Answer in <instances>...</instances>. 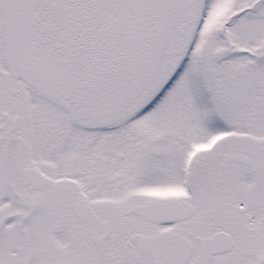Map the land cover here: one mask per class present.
<instances>
[{
	"label": "rangeland",
	"instance_id": "rangeland-1",
	"mask_svg": "<svg viewBox=\"0 0 264 264\" xmlns=\"http://www.w3.org/2000/svg\"><path fill=\"white\" fill-rule=\"evenodd\" d=\"M46 4L55 12L62 11L71 29L80 31L78 53L83 58L91 59L90 50L99 41L109 45V53L131 43L133 56L122 72L106 82L103 78L83 83L78 75L71 83L73 89L57 102L39 98L26 85H13L1 76L7 86H21L23 98L18 107L28 101L25 114L15 118L2 114L1 128L16 124L21 134L36 121L46 128L47 140L36 142L32 162L42 164L49 174L46 189L39 195L50 201L51 210L66 225V237L60 249L49 241L53 225L47 211L36 221L37 242L47 249L51 242L55 246L49 248L51 255L65 264L91 262L87 249L81 247L86 240L76 237L71 219L65 220L67 208L77 197L102 218L111 212L112 203L130 206L160 195L188 197L199 207L190 219L194 228L208 229L203 221L207 194L200 190L190 194L186 171L188 164L215 148H232L239 139L264 140V59L255 61L249 53L264 50V0H46ZM231 14L234 17L229 19ZM221 30L228 35L230 47L220 38ZM19 138L6 147L16 168L30 159L28 147ZM122 141L136 146L126 153ZM194 151H198L195 157ZM117 153L129 155V173H122L123 158L116 160ZM85 155L92 165H87L86 175L80 172L84 165L78 163ZM58 163L63 175L54 174ZM240 171L234 167L226 176L233 196L239 190ZM86 181L91 185L85 189ZM260 183L264 186V178L258 179ZM18 186L26 195L21 183ZM14 208L0 207V211ZM235 221L233 216L226 217L222 228L235 231ZM133 224L138 231H155L139 219ZM23 228L30 232L25 222ZM255 232L244 229L238 234L254 237ZM10 236L0 233V258L13 253ZM109 239L99 248L100 260L93 264H152L150 257L128 249L125 238L120 242ZM237 255L231 251L215 257L211 264L248 262H240Z\"/></svg>",
	"mask_w": 264,
	"mask_h": 264
},
{
	"label": "flooded vegetation",
	"instance_id": "flooded-vegetation-1",
	"mask_svg": "<svg viewBox=\"0 0 264 264\" xmlns=\"http://www.w3.org/2000/svg\"><path fill=\"white\" fill-rule=\"evenodd\" d=\"M45 5H47L46 0L38 1L30 21L33 28L32 45L37 50L50 53L56 60L59 71L65 75L67 79V88L64 97L67 95L68 90L72 88L71 83L74 82L73 80L78 75H80V80L83 83H96V80L102 82L103 78H105L106 82L118 72L123 71L128 64L125 63L128 62L127 60L120 62L118 59L105 57L86 59L77 53L80 49L79 45L81 43V37L78 35L80 31L78 32L77 30L71 29L69 22L64 19L63 13L59 12L58 16H61V18L56 21L54 19L56 12L49 6L48 8ZM1 26L2 24L0 22V65L2 64V68H0V83H4L3 87L0 86V117L2 114H8L14 115L13 118H15L21 114V112L25 114L28 110V101L27 99L26 101L21 99L23 100L21 102L23 103V107L21 108L20 106H17L19 103L18 100L23 98V90L21 86L13 85L21 83V85H26L28 88H31L39 98L47 101L51 100L36 91L23 79L12 78L7 73L3 62V29ZM92 43L93 42H91V44ZM100 45L101 43H95L93 48L103 47V45ZM105 53H107L108 57L109 55L110 57L112 55V52L109 53L107 50ZM1 76L7 77V79L9 78L8 80H10L13 85L9 87L7 86V81L1 82ZM43 125V123L36 121L30 124L29 129H27L25 133L21 134L19 133L16 124H7L2 128L0 126V193L4 196L0 201V207L2 209L13 205L15 206L12 212L5 211L2 213L0 211V233L11 234L10 237L13 238L14 241L13 253L8 257L2 255L0 258V264H65V261L61 262L59 257L55 259V257L51 255L49 248L56 246V248L60 249V247H63L66 237V225L56 217L57 212L51 210L50 201L44 198V196L42 197L39 195L46 189L49 174H47L42 164L32 162L36 150L34 147L36 142L40 141L44 144V141L47 140V136H45L46 128ZM19 136L21 137L23 144L28 147L27 155L30 159L28 163L17 166L16 168V166L14 167L12 164L10 155H7L8 151L6 147L8 145L12 146V143L17 142L20 139ZM85 142V139L82 140L83 144ZM122 142L123 144L121 146H123V150L126 153L129 152L131 146H134L131 142L126 144L124 141ZM138 142H140V140H137V143ZM83 144L82 146L85 147ZM38 147H40V145ZM82 151H84V148H81V152ZM230 151L245 155L249 159V163L246 164L241 161L234 162L226 160V155ZM196 153H198V151H194L192 156L195 157ZM115 158L119 161L123 158V166L120 167L122 169L121 171L122 173H129V155H121L120 153H117ZM78 163H80L79 167L84 165V170L80 172L86 175L87 165L89 164V166H92L89 158L85 155V157L82 158V161ZM191 164H188L189 169L186 171V183L190 187L191 195L193 194V190L205 191L207 194L206 199H204L206 202H204L205 219H203V221L205 224L204 227L208 229L201 231L194 228L190 219L197 215L199 207H197L195 202L188 197L160 195L152 198H180L193 206V212L189 217L166 224L151 222L138 215L127 212L131 206L143 204L148 200L133 203L130 206H118L115 203H112L113 207L111 212L109 213V210L107 211L105 219L102 218L101 214L93 211L83 198L77 197L72 201L71 206L67 208L68 211L65 209L67 211V217H65V220L67 218L71 219L70 221L73 223V231L77 234L76 237L82 238L83 240L85 239L87 242L81 246L82 248L87 249L91 261L86 264H93L100 260L99 257L102 255L98 254L99 248L108 238H110L108 240L109 242L112 240L120 242L121 239L125 238L127 248L134 250V253H138L136 247L130 241V236L133 233H141L143 235L176 233L182 236L191 245L190 255L186 262V264H189L199 252L198 239L211 236L220 231L229 234L232 240V247L227 252L212 255L209 264L212 263L215 257L230 253L234 250L238 254V260L240 262L243 259H247L248 262L246 264H264V245L262 244L264 241V229H262L264 228V186H262L261 183L258 185V179L264 178V140L239 139L236 140L234 147L224 150H221V148H215V150L210 153L199 156V158L196 159V162H191ZM27 167H35L40 172L43 178V184L40 189L29 188L28 184L23 183L24 178L21 171ZM234 167L240 168L241 171L239 172V190L235 191L233 196V192L231 190L229 191V188H227L228 181L226 176L230 175V169ZM111 168H113L112 165ZM125 168L127 169L126 171ZM117 169H119V167ZM60 170V164L58 163L54 170V174L62 173ZM82 173H79V177L84 178L85 180L86 177L83 176ZM110 173H113V171L110 170ZM243 173L246 174L244 178L242 177ZM61 175H63V173ZM20 183L22 188L26 190V195L17 188ZM85 183L86 184L82 186L85 189L87 186L91 185V183L88 185V181ZM247 189H249L248 192ZM36 196L38 198H36ZM237 200L238 204L236 202ZM243 200H247V202L249 200L250 202L246 205L245 203L247 202L245 201L244 203ZM75 201H83L85 205V219H82L73 211V204ZM36 205H39V208L35 210ZM233 209L236 213H233ZM47 211L49 212L47 220L49 219L48 221L53 225L52 231L51 229L50 231L48 230V234L51 237L49 241H53L52 243L55 244V246L53 244V246H51L50 242L48 249L37 242L40 240V232L36 227V221L38 218ZM63 216H65V213ZM229 216H233L234 220L236 219L235 231H231L228 228H222L224 227V225H222L224 224V220ZM215 217H217V219L213 220ZM136 219H139L142 225H144V223L153 225L155 231L145 233L144 231H141L142 229L139 231L134 229L133 223ZM24 222L26 223V227L30 229L29 233L23 228ZM55 222L57 225H54ZM184 222H189V224H183ZM244 229L249 232L256 231L255 235L253 234L254 237L251 235L243 236L244 234L240 236L238 232ZM94 234H105L103 241L99 245L95 244L93 238ZM19 237L21 238L20 240ZM18 242L20 243L21 249L18 246ZM78 247H80V244ZM142 255L148 256L146 254Z\"/></svg>",
	"mask_w": 264,
	"mask_h": 264
},
{
	"label": "water",
	"instance_id": "water-1",
	"mask_svg": "<svg viewBox=\"0 0 264 264\" xmlns=\"http://www.w3.org/2000/svg\"><path fill=\"white\" fill-rule=\"evenodd\" d=\"M38 0H0V20L3 25V60L12 78H21L39 93L56 101L64 96L66 77L59 69L53 56L37 50L32 45L30 19ZM223 30L220 32L222 33ZM230 47V44L227 43ZM250 53V52H249ZM255 59L264 55V50L250 53ZM226 160L248 164L249 159L242 154L230 151ZM23 183L29 188L40 189L43 178L35 167L22 169ZM83 201H75L73 211L85 219ZM128 213L138 215L156 223H172L189 217L193 206L180 198H156L140 205L131 206ZM105 234H94L95 244L99 245ZM130 241L136 249L151 257L152 264H185L190 255L191 245L176 233L143 235L133 233ZM198 255L189 264H209L214 254L229 251L232 240L226 232L220 231L198 239Z\"/></svg>",
	"mask_w": 264,
	"mask_h": 264
},
{
	"label": "trees",
	"instance_id": "trees-1",
	"mask_svg": "<svg viewBox=\"0 0 264 264\" xmlns=\"http://www.w3.org/2000/svg\"><path fill=\"white\" fill-rule=\"evenodd\" d=\"M59 12L60 13H63L62 11H56V13H55V16H54V19L57 21V20H59L60 18H61V16L59 17L58 15H59ZM64 13H63V17H64ZM232 17H234V15L233 14H231L230 16H229V19H231ZM62 20V19H61ZM66 20V19H65ZM67 22H69V20H67ZM69 24H70V22H69ZM70 26V25H69ZM219 33H220V38L224 41V45H227V43H229V37H228V35L225 33V30H223L222 31V33L219 31ZM88 34H90V32L88 33ZM90 41H92V40H90ZM91 43V42H90ZM99 43H101V45L100 46H102L103 45V47H97V48H92L90 51H91V55H90V57H91V59L92 58H115V59H118V61H120V62H122L123 60H127L128 62H129V60L132 58V56H133V51H132V45H131V43H130V47L128 46L127 48H126V46L123 44V46H121L120 47V49H119V51H112V55H111V57H110V55H109V57H108V55H107V53H105L106 52V50H108L107 49V47L109 46V45H106V43L105 42H102V41H99ZM79 51V50H78ZM78 51H77V53H78ZM110 53H111V51H110ZM250 53H253L252 51H250ZM128 55V58H126V56ZM252 58H254L252 55H250ZM262 59H264V55L263 56H261L259 59H255L254 58V60L255 61H259V60H262ZM128 62H125V63H128ZM125 63H123V64H125ZM122 64V63H121ZM216 142H218V140H214V142L213 143H216Z\"/></svg>",
	"mask_w": 264,
	"mask_h": 264
}]
</instances>
